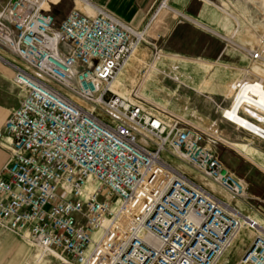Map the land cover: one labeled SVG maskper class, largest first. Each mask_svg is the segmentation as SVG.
I'll use <instances>...</instances> for the list:
<instances>
[{
	"label": "built area",
	"instance_id": "built-area-1",
	"mask_svg": "<svg viewBox=\"0 0 264 264\" xmlns=\"http://www.w3.org/2000/svg\"><path fill=\"white\" fill-rule=\"evenodd\" d=\"M169 2L159 0L153 17ZM56 4L0 0V46L27 67L6 61L26 96L0 128V141L11 140L0 229L53 264H223L246 230L256 236L236 264H264L257 220L169 159L253 210L247 185L217 152L219 139L143 98L150 67L129 97L114 92L132 53L148 43L146 30L100 7L58 22ZM248 57L264 60V33Z\"/></svg>",
	"mask_w": 264,
	"mask_h": 264
},
{
	"label": "crops",
	"instance_id": "crops-1",
	"mask_svg": "<svg viewBox=\"0 0 264 264\" xmlns=\"http://www.w3.org/2000/svg\"><path fill=\"white\" fill-rule=\"evenodd\" d=\"M52 1L57 2L56 5L52 6V14L58 22L63 20L66 14L72 10H78L91 16L95 14L94 8L100 7L134 29L146 30L148 43L141 46L145 62L149 61L156 52L152 45L155 43L158 44V51L167 60L168 58H179L188 61L185 72L206 75L203 76L204 79L199 85L204 90V93L200 92V94L205 95L215 104L216 112L211 115L218 116V119L215 122L211 121L209 117L200 112L199 106L194 102L190 114L191 119L186 121L216 138L217 135L224 136L232 141V143L228 141L230 145L234 143L248 146L233 139V136L228 133V129L222 127V123L229 122L221 114V111L225 110L223 102H220V99L215 101L211 97L220 98L224 94L220 91L223 87L221 82L216 81L221 74L220 70L216 68V63L231 58L229 65H227L229 67L228 72L234 73L235 71L244 72L245 70L241 67L245 68L247 61L244 60L245 63L241 64L239 49L247 35L249 38L251 37V32L248 26L246 28L242 27L246 24L238 18L236 15L238 11L234 5L230 4L229 0H170L169 8L161 10L154 17L153 11L159 0ZM237 1L244 4L242 0ZM248 59L251 61L249 57ZM135 69L124 82V88L128 92L134 86L138 77V75L134 77ZM248 72L251 73V71ZM208 74H210V78ZM14 78L15 69L13 66L6 64V60L2 58L0 60V128L21 105L26 96L25 90L16 85ZM231 87L237 90L233 84ZM176 100L178 99L176 98ZM183 101L181 97L180 102ZM243 115L252 122L262 123L250 111L243 110ZM204 120L209 121L210 124H204ZM10 143L9 138L0 141V172L10 159ZM243 160L248 161V158L241 152H237L236 157H233V166L236 162L239 165ZM249 163L252 164L251 160H249ZM251 195L257 196L256 194ZM251 204L254 203L251 202ZM253 208L255 209L254 206ZM13 236L18 238L15 235ZM0 264H46V261L44 259L36 260L34 263L31 258L30 247L18 240H13L4 233V230L0 229Z\"/></svg>",
	"mask_w": 264,
	"mask_h": 264
},
{
	"label": "rangeland",
	"instance_id": "rangeland-1",
	"mask_svg": "<svg viewBox=\"0 0 264 264\" xmlns=\"http://www.w3.org/2000/svg\"><path fill=\"white\" fill-rule=\"evenodd\" d=\"M229 2L236 7L238 11L236 15L238 18L246 24L242 27L246 28V26H248V29L251 32V37L249 38L247 35L246 39L242 41L240 45L241 48L239 49V59L241 60V64H244V60H247L245 68L241 67V69L245 70L244 72H228L229 67L227 65H229L231 58H226L223 62L216 63V68L221 72L216 81L221 82V86L223 87L220 91L224 92V94L220 98L214 96L211 97L215 101L220 99V102H223V108L225 110L232 105L237 94V90H234V88L231 87L232 84L235 86L236 82L243 83L244 80V82H260L264 85V60L260 62H251L248 59V52L257 48L260 36L264 33V0H242V3L244 4H240L237 0H229ZM4 50L5 49L0 46V60L4 58L11 64L27 68L19 58L11 54L8 55ZM145 61L146 60H143V53H140L135 58L130 70L120 79V83L125 82L127 76L132 74L136 67L138 68L135 69L134 77L137 75L138 77L141 76L145 69L150 67V71L148 72L149 76L147 77L145 87H142L141 92V95L145 100L156 106L162 107L185 120L191 119L190 114L193 106L192 104L196 102L197 106H199L198 109L200 112L209 117L211 121L213 120L215 122L216 119H218V116L211 115L216 112L215 104L205 95L200 94V92L204 93V90L203 88H200L199 85L204 79L203 76L206 75H196L195 73L185 72L188 61L179 58H168L167 60V58L163 57V54L159 51L155 52L149 61ZM248 71H251V73ZM208 75L210 78V74ZM135 86L136 83L129 89V94ZM232 89L233 91H231ZM128 96L130 95L124 97ZM180 96L184 100L182 103L180 102ZM176 98L178 100H176ZM221 112V114H223L224 110ZM204 124H210V122L204 120ZM262 124H264V122H262ZM222 127L228 129V133L233 136V139L248 145L244 146L234 143L230 145L229 142L232 143V141H229L222 135H217V138L221 142L219 143L220 145L218 144L217 146L219 156L231 171L247 185L249 194L257 195L256 197L253 196L255 199L252 200L254 203L252 205L255 209L253 208V210H249L244 202L237 199L190 166L175 158L170 157L169 159L177 169L208 187L219 198L231 204L242 214L251 216L256 220L260 218L264 219V141L234 124L227 123V121L222 123ZM237 152L244 154L248 158V161L243 160L239 165L236 162L233 166V157H236ZM249 160H251L252 164L249 163ZM4 233L10 236L13 240H18L22 242V244L28 245L31 249V258L34 263L36 262L35 251L27 241L16 238L5 231ZM255 236V232L253 233L244 230L233 249L224 259L223 264H236ZM44 260L46 261V264H53L50 259Z\"/></svg>",
	"mask_w": 264,
	"mask_h": 264
},
{
	"label": "bare ground",
	"instance_id": "bare-ground-1",
	"mask_svg": "<svg viewBox=\"0 0 264 264\" xmlns=\"http://www.w3.org/2000/svg\"><path fill=\"white\" fill-rule=\"evenodd\" d=\"M4 51L8 55L10 54L6 50H4ZM140 53H142V47L137 48L132 53L130 59L125 64V66L121 70L120 74L118 75L117 79L113 83L112 88H113L114 92H116L117 94H119L121 96L130 95L128 91H125L124 82L120 83V79L123 77V75L126 72H128L130 70L135 58ZM258 62H260V61H258ZM238 83H240V82H236L235 88L237 87ZM241 84L243 86V89H241L239 91L237 90V94H236L235 101H234L233 105L230 108L224 110V112H226L227 120L229 122H231L232 124L240 127L241 129H243V130H245V131H247V132H249V133H251V134H253V135L264 140V124L252 122L251 120H249L246 117L241 115V110H246L247 112L250 111V113H252L260 122H262V120H263L262 112H264V85L262 83L256 82V81L243 82ZM231 91H233V89ZM249 108H251L252 110H250ZM260 152L263 153L262 151H260ZM197 183L200 186H202L205 190H207L210 194H213L215 197L219 198L208 187L204 186L200 182H197ZM219 199L222 200L221 198H219ZM223 202L227 206L232 207V205L229 204L228 202H225V201H223ZM263 220L264 219L260 218V219H257V222L261 226L260 232L264 234Z\"/></svg>",
	"mask_w": 264,
	"mask_h": 264
}]
</instances>
